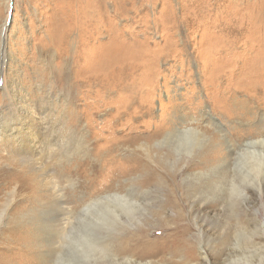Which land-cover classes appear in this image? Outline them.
Masks as SVG:
<instances>
[{"label":"rangeland","instance_id":"rangeland-1","mask_svg":"<svg viewBox=\"0 0 264 264\" xmlns=\"http://www.w3.org/2000/svg\"><path fill=\"white\" fill-rule=\"evenodd\" d=\"M37 106V161L0 138V264H264V0H0V125Z\"/></svg>","mask_w":264,"mask_h":264},{"label":"bare ground","instance_id":"bare-ground-1","mask_svg":"<svg viewBox=\"0 0 264 264\" xmlns=\"http://www.w3.org/2000/svg\"><path fill=\"white\" fill-rule=\"evenodd\" d=\"M33 109H35V108H33ZM22 111H24L23 114L27 113V115L22 116L23 115L22 114L21 116H18V117L21 118V119H23V120H25L27 122V124H28V127L26 129L25 134H21L20 136H16L15 134H7L5 131L7 129H13V127H9V125H3V126L0 125V135H1L0 138H1L3 144H9L8 142L12 140V145L15 148V153H17L19 156H21V158H25L23 160H28V161L32 160L33 162H35V161H37L36 160V157L38 155H40V154H43V150L45 149V146H48L49 144H53L54 145L53 140L55 138L57 139V137L54 136V137H52L54 139H52V141L48 142V140H47L48 138L44 137L36 129L37 124H39L41 120L48 119V118H53L54 119V117H53L52 113L51 114L50 113H45L38 106H37V109H35V110H32L29 107H22ZM7 120H9L8 123L10 125L15 126V119L14 118H8ZM56 128H58L57 122H56V127L54 125L52 126V131L55 132V133L57 132V129ZM49 135L51 136V132H49ZM166 135H168V134H166ZM17 187L18 186L14 187V188H12L11 190L8 191V194L12 197V199H10V201H13V195L17 192ZM118 196H119V193H114V194L108 193L106 195H103V196L98 197L97 200H104V199H108L110 197H118ZM120 199H122L123 201H117L116 203H113L114 205H112V204H107L106 205V208H109L108 209V211H109L108 213H112L116 217H121V214L119 213V208L122 206L121 203H123L124 205H126L127 201H124V200L127 199V198H123V196H122V198H120ZM59 200L61 201V203H64V201L60 199V195H59ZM1 205L3 207V204L0 202V206ZM89 206H87L84 210L85 211L89 210ZM122 207L124 208V206H122ZM3 212H4V208L3 209H0V220L2 218ZM75 212L76 211H70V214H72V213L74 214V216L72 215V218H75V214H76ZM107 216L109 217L110 215H108L106 213L105 214V217H107ZM74 222H71V224H73L72 225L73 227H70V230H69V231H71V233L76 228V226L74 225ZM115 222L116 221L114 220V223ZM61 230H63V229H59V231H61ZM64 233H66V231ZM70 235H72V234H70ZM63 236H66V235L64 234ZM63 244H64V239L62 238L61 241L56 246L51 247V249L49 250L48 255H49V257L50 256L51 257L48 258V259L51 260L52 264H65V263H67L65 261H68V259L66 260L65 253H62ZM112 248L113 247L111 245L109 249H111L112 252L114 251V254L116 256L121 255V254L122 255H125L123 253L127 252V250H128V247H125L121 242L118 243L117 246H116L117 252H115L116 249L113 250ZM131 248H132V251L133 252L138 251V248L137 247L135 248L134 246H132ZM139 248H141L140 249V255L141 256H142V254H144V253L146 254L147 253L146 252L147 249H146L145 246H142V247L140 246ZM15 249L20 252L19 253V257H17L19 260L20 259L22 260V258L25 256V254H27L26 260L30 257V254L27 251H25V250H21L20 247H17ZM109 249L108 248H105V247L104 248H99V247L93 246V248L85 254V257L86 258L87 257H91V258L97 259V257H96V255H97L96 252L97 251L105 253V251L106 250H109ZM81 252H83V251H81ZM92 252H94V253H92ZM58 256H60V258H61V259L59 258V260H60L59 263H58ZM110 256H112V255L110 254ZM53 258H56V260H54ZM123 259H127L125 261V263H127L128 261H130V263L139 264V263H137L136 260H134V258L132 260L131 259V255H129V254L123 256ZM47 263H48V261L46 260V258H44V259H40L39 262L34 263V264H47ZM4 264H8V262L7 263H4ZM71 264H73V263H71Z\"/></svg>","mask_w":264,"mask_h":264}]
</instances>
